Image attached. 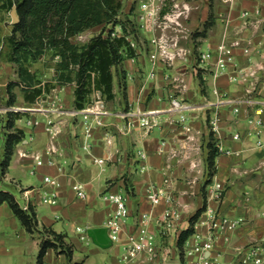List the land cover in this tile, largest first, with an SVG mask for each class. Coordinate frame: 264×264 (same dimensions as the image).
<instances>
[{
  "label": "crops",
  "instance_id": "obj_1",
  "mask_svg": "<svg viewBox=\"0 0 264 264\" xmlns=\"http://www.w3.org/2000/svg\"><path fill=\"white\" fill-rule=\"evenodd\" d=\"M208 5L207 1H201L200 7L192 13L190 27L196 29L200 23L205 27ZM213 6L212 29L199 33V42L192 40L198 50L213 48L224 38L228 27L229 37L226 38L235 37L237 34H233V29L240 26L239 10L250 7L251 3L243 0L231 6L215 0ZM195 11H200V19H194ZM7 24L8 21H4V25ZM1 33L0 39L3 38ZM259 35L260 31L256 33L257 37ZM255 41L251 61L241 52L237 54L238 80H231L229 74L225 73L215 76L213 68L207 66L201 72L206 88L201 87L199 77L194 76V70L186 64L168 66L164 70L159 67L156 78H151L148 75L152 68L151 61L147 53H142L139 57L124 61L123 84H119L115 72L113 99L100 97L89 101L84 108H76L74 87L69 84L58 85L37 104L25 102L23 98L24 106L35 105L38 108L16 121V126L25 131V139L15 146L1 178L0 190L11 192L21 208H34L38 230L33 233L27 231L9 203L3 202L0 205V264H37L40 243L47 236V230L64 234L65 243L72 247L73 261H82L83 264H125L119 260V256L127 234L133 228L137 211L152 210L156 216L165 207L164 204L152 207L144 195L145 185L162 184L165 177L171 178V188L179 196L185 210L181 229H173L159 237L165 249L177 250L178 236L192 224L193 218L196 221L201 207L209 202V186L214 180H219L225 185V191L220 201L212 200L211 204L222 214L240 221L229 240L223 237L219 239L217 248L220 262L255 264L242 257L250 248H257L262 258L258 264H264V149L256 145L257 136L248 133L253 127L248 117L255 114V107L247 110L248 107L244 108V105L238 114L232 110L233 103L240 99H264V37L260 47L258 40ZM9 63L0 53L2 92L6 77L17 75ZM165 70L178 73L181 79L186 78L187 81L173 83L164 79ZM251 71L255 74L252 75ZM215 88L218 93L214 92ZM170 95L185 98L190 103L188 116L193 140H188V133L176 123L178 113L169 109ZM138 106L147 110L160 109L156 116L157 124L150 128L139 125L128 127L127 118L122 113ZM215 115L220 118L219 133L214 132L210 124ZM27 119L37 120L38 123L31 124ZM50 119L60 128L55 135L49 131ZM88 127L92 128L89 137L85 135ZM237 130L242 137L235 140L231 132ZM261 137L264 138V133ZM86 140L91 142L90 150L83 147ZM163 141L166 142L164 146ZM219 141L232 152H218L216 143ZM50 147L54 151L49 154L47 150ZM212 147L216 153L211 166L209 157ZM141 152L146 156L141 157ZM36 154L43 158V164L35 163ZM97 159L103 162H97ZM193 162H197L196 167L192 166ZM142 166H145L143 171ZM25 168L36 182L23 180L15 173ZM47 175L55 178L58 185L46 182ZM9 185L17 187L19 193L16 195ZM78 185H82L85 197L79 196ZM109 187L129 195L130 214L122 220L120 240L111 241L108 244L110 248L104 249L108 245L98 244L89 231L95 227H105L113 210V205L103 197ZM52 192L57 193V203L44 202V195ZM43 204L47 211L40 212L39 206ZM151 229H156L154 219ZM92 241L97 249H90V255L74 251L86 249ZM43 261V264H70L60 246L48 248ZM134 264L159 262L140 259Z\"/></svg>",
  "mask_w": 264,
  "mask_h": 264
},
{
  "label": "built area",
  "instance_id": "obj_2",
  "mask_svg": "<svg viewBox=\"0 0 264 264\" xmlns=\"http://www.w3.org/2000/svg\"><path fill=\"white\" fill-rule=\"evenodd\" d=\"M221 1L233 6L240 0ZM250 1V7L241 8L239 10V18H241L240 23L242 28H248L249 24L253 27V34L249 37L239 35L231 41L224 36L213 48L205 51L196 49L192 42L187 43L185 46L181 45L178 36L169 38L166 35L165 30L169 28H175L174 30L176 31L181 30L183 23L180 21V16H182L184 11L177 13L176 9L172 10L171 8V11H166L164 13L163 5L165 0H140L139 11L136 13V19L138 21L137 26L143 31L148 30L153 33L151 32L152 34L148 36V38L141 39V44H139L137 40L129 38L130 46L135 49L136 53L143 50L145 41L151 46L148 51L152 62V68L148 73L151 78H156L159 67L164 70L168 65L177 63L186 64V66L191 67L194 72L200 70L205 71V67H207V64L211 63L212 60L214 61L213 70L215 76L226 73L229 74L231 80H238V52H241L243 56H246L248 60L251 61L254 51L253 45H256L255 40H258L257 45L260 47L262 45V38L264 37V0ZM184 8L186 9L185 11L189 10L187 4ZM258 31H260V35L257 37L256 33ZM183 36L186 38L188 37L187 35ZM165 71L166 72L163 73L164 79H169L173 83L179 80L180 77L175 76L170 70ZM251 74L254 75L255 72L251 71ZM214 92L218 93L217 88L214 89ZM169 101V109L178 113L176 123L178 126H181L185 133H188V140H193L194 135L190 134L193 130L190 122L191 119L188 116V110L191 108L190 103L185 98H180L176 95H170ZM233 104L232 110L237 114L241 112L244 105V108L248 107L247 110L249 107H255V114L249 115L248 117L249 123L253 126L252 130L248 133L257 136L256 145L264 149V138L261 137L264 133V99L247 97ZM23 110L28 109L23 108ZM159 113L160 109L147 110L138 106L124 111L122 116L127 118L128 127L139 125L150 128L157 124L156 116ZM28 122L31 124L38 123L37 120L31 119L28 120ZM98 123H101V121H98ZM48 124H50L49 131L53 135L60 131L59 126L56 125L52 119L48 120ZM210 124L214 132H220V118L218 115H215L211 119ZM91 131L92 128L88 127L85 135L87 137L91 136ZM231 137L238 140L241 139L242 135L241 132L237 130L231 132ZM165 144L166 142L163 141L162 146ZM83 147L86 150H90L91 142L87 140L84 141ZM216 148L218 152L227 154L232 152L231 149L225 148L221 141L216 143ZM52 151H54L53 147H50L47 153L50 154ZM145 156L146 154L141 152V157ZM34 161L37 165H41L44 162L39 154L34 155ZM97 162L101 163L103 160L97 159ZM196 165L197 162H193L192 166L196 167ZM144 168L145 166H142L141 170L143 171ZM45 181L58 185L57 180L49 175L45 176ZM78 190L79 196L85 197L86 193L82 185H78ZM224 191L225 185L219 180H214L207 190L208 204L206 206L204 204L201 207L202 211L196 221L188 225V227L192 226V232L186 237L182 245H178L177 250L173 252L164 248L159 237H163L173 229H181L185 210L179 200V196L171 188L170 177H165L162 184H146L144 195L152 207L159 204H164L165 207L162 212L156 216L153 215L152 210L137 211L133 228L127 234L123 243L119 260L125 264H134L140 259H149L158 262L168 257L175 259L176 254L178 256V263L180 264H223L219 260L220 253L217 248L219 239L223 237L224 240H229L240 223L238 219L222 214L218 208L211 204L212 200L220 201ZM103 197L113 205V210L107 218L105 227L107 228L111 241L118 242L122 231V220L130 214V206L128 203L129 195L109 187L104 191ZM43 201L49 204H56L58 201L57 193H46L43 197ZM153 219L156 226L154 230L151 229ZM241 253H244V251ZM242 258L245 261H253L255 264L262 261L257 248H250L248 252H245Z\"/></svg>",
  "mask_w": 264,
  "mask_h": 264
},
{
  "label": "trees",
  "instance_id": "obj_3",
  "mask_svg": "<svg viewBox=\"0 0 264 264\" xmlns=\"http://www.w3.org/2000/svg\"><path fill=\"white\" fill-rule=\"evenodd\" d=\"M13 6L17 8L19 21L12 24L11 33L6 36L10 48L5 51L0 49L5 60L17 65L18 79L7 84L8 105L16 102L15 86L21 87L23 98L28 103H34L40 95L49 91L51 86L42 85L26 65L28 60L37 59L46 49L55 50L59 56L56 63L57 83H74L76 108L86 106L93 90L100 91L107 100L114 98V69L126 59L135 56L129 38L139 37L136 15L132 13L131 18H126L131 29L125 21L117 19L122 10V0H2L0 8L10 11ZM119 22L123 29V34L119 36H112L111 33L105 36L103 28V31L91 37L87 43L78 44L72 41V37L94 26ZM3 41L1 38L0 42ZM24 113H12V120L9 122L12 130L5 136L2 175L16 144L25 137V131L15 123ZM215 153L212 148L209 157L211 166ZM3 202L9 203L27 231L33 233L38 230L37 216L32 206L25 210L11 192L0 190V205ZM191 222H194V218ZM191 232L192 226L184 229L179 236L178 245H182ZM47 233L40 243L37 264H43L48 248L59 246L66 253L70 264H83L82 261H73V250L65 243L64 234L53 230H47Z\"/></svg>",
  "mask_w": 264,
  "mask_h": 264
},
{
  "label": "rangeland",
  "instance_id": "obj_4",
  "mask_svg": "<svg viewBox=\"0 0 264 264\" xmlns=\"http://www.w3.org/2000/svg\"><path fill=\"white\" fill-rule=\"evenodd\" d=\"M139 1L140 0H122V10L121 13L119 15V17L117 18L118 21H125L127 24V27L129 29H131L129 23L126 21V18H131L133 15H136V13H138L139 11ZM202 0H165V3L163 5V12L165 13L166 11H171L173 9H176L177 13L178 12H182L184 11V13L182 14V16H180V21L183 23V27H181L180 31H176L174 30L175 28H169L167 30H165L166 35L169 38H175L178 36V38L180 39L181 45H186L189 42H192V40H194V42H199V39H197V36L199 33H201L203 30L207 31L209 29H212V18H211V14H213V10H214V1L215 0H205L207 1V3L209 4V12L207 15V20L205 21V27H202V24L200 23V26H196V29L192 28L189 26V22H190V18L192 16V13L194 10L197 11V9L200 7ZM221 1V0H220ZM243 1V0H240ZM240 1H238L237 3H240ZM250 1V0H248ZM236 3V4H237ZM251 3V1H250ZM188 5L189 10L185 11L186 9L184 8L185 5ZM235 5V4H234ZM241 8H248V7H241ZM240 8V9H241ZM2 10H0V31L2 32V36H3V42H0V46L1 49L3 51H5L6 49H9V44L6 41V36L10 35L11 33V28H12V24L10 23V21L12 20L10 11H4L1 12ZM195 11V16L194 19L199 18L200 19V11L197 13ZM197 14V15H196ZM129 15V16H128ZM186 15V16H185ZM239 18V16H238ZM241 19V18H239ZM4 21H8L7 26L4 25ZM230 22V21H229ZM138 23V21H137ZM138 25V24H137ZM104 29V35H108V33H111L112 36H119L121 34H123V29H122V25L119 22V24H114V23H108L106 25L101 24V25H97L94 26L88 30H85L83 32H81L80 34L72 37V41L78 44H84L87 43L91 37L99 34L101 31H103ZM183 28V29H182ZM242 25L240 23V26H237L233 29V34L236 33L237 35L234 36H230V38L228 39L229 41L234 40L235 38H237L239 36V33H242L244 37H249L253 34V27L249 24V27L246 28H242ZM241 29V30H240ZM229 27L226 30V37H229ZM138 32V39L137 42L139 44H141V39H146L148 38V36H150L153 32L152 31H143L140 28H138L137 30ZM152 32V33H151ZM183 35H187L188 37L186 38ZM151 48V46L149 45V43L147 41L144 42L143 45V50H141L139 53L135 51V56H133V58L135 57H139L142 53H147L149 49ZM149 56V54H148ZM131 58V57H130ZM59 59V56L56 54L55 50L53 49H46L45 52L43 54H41L37 59L35 60H28L26 62V65L30 68L31 72L35 74L36 79H38L39 81H41L42 85H50V89L47 92H44L42 95H40L37 100L32 103V104H37V102H41V98L43 96H45L47 93H51L54 88H56L58 85L57 83V74L58 71L56 69V63L57 60ZM150 61L151 58L149 57ZM214 61L211 60V63L207 64V66H209L210 68H214ZM10 64V63H9ZM184 64V63H183ZM12 67L17 68V65L15 63H11ZM180 63L177 64H173V65H168L169 67H173V66H179ZM123 66L124 63L118 65V67H115L114 71L116 72V74L118 75V79L117 81L119 82V84H123L122 82V78H123ZM151 66H152V62H151ZM167 66V67H168ZM188 68H190L188 66ZM206 68V67H205ZM206 70V69H205ZM9 71V70H8ZM10 72V71H9ZM194 72V71H193ZM202 70L198 71V72H194V76H198L199 80H200V85L202 88H206V83H204L205 79L202 78ZM11 73H13V69L11 70ZM17 73V71H16ZM149 73V72H148ZM191 73V72H190ZM201 73V74H200ZM174 74V73H173ZM226 74V73H225ZM175 76L179 77L178 73L174 74ZM18 79V74L14 75L12 74V76H8L6 77L5 81L6 82V86L5 89H3V92L0 90V181L2 178V174H1V162L3 160V155H4V143H5V136L7 133H9L12 128L9 127V122L12 120V113L14 111H18V112H25L20 118L24 117L25 115L30 114L32 111H34V108H38L37 106L33 105V106H24V102H23V93L21 92V87L20 86H15L14 87V93L16 94V102L13 105H8L7 104V100L9 99V95L7 93V84L10 81H15ZM178 81H182V83H185L187 81L186 78H179ZM69 85H72L75 89V85L74 83H71ZM183 85V84H182ZM203 90V89H202ZM105 98L100 91L98 90H93L90 94V101L94 100V99H98V98ZM23 108H27L28 110H23ZM30 108V109H29ZM18 118V119H20ZM15 120L16 121L18 120ZM29 120V119H27ZM32 120V119H31ZM28 122V121H27ZM25 139V137L20 141L22 142ZM214 148V147H212ZM15 158V157H14ZM19 177H21L23 180L26 181H31V182H36V180L30 176L28 169L25 168L23 171L21 169H18L15 172ZM9 187H11V190H13V192H15V194L17 195L19 193V190L17 189V187L13 186V185H9ZM39 210L41 211H47L46 205H41L39 206ZM97 246H95V243L92 241L91 245L89 247H87L86 249H74V251H76V253H83L84 255H90L92 253V251H90V249H97ZM110 248V245L105 246L104 249H108ZM104 249L101 250V248L99 250L104 251ZM84 255H82L84 257ZM159 264H164L167 262H177L178 263V256L175 254V259H173L172 257H168L167 259H162L160 261H158Z\"/></svg>",
  "mask_w": 264,
  "mask_h": 264
},
{
  "label": "water",
  "instance_id": "obj_5",
  "mask_svg": "<svg viewBox=\"0 0 264 264\" xmlns=\"http://www.w3.org/2000/svg\"><path fill=\"white\" fill-rule=\"evenodd\" d=\"M10 14L12 17V20L10 21L11 24H15L19 21V14L17 12L16 6H13L10 10ZM89 234L92 236V238L100 245H108L111 243V239L108 235L107 228L106 227H95L89 231ZM164 264H180L177 262H167Z\"/></svg>",
  "mask_w": 264,
  "mask_h": 264
}]
</instances>
